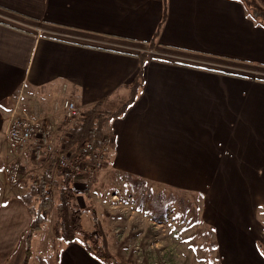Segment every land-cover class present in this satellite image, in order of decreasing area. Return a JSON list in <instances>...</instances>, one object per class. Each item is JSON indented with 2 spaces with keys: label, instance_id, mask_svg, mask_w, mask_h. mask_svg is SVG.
<instances>
[{
  "label": "crops",
  "instance_id": "crops-1",
  "mask_svg": "<svg viewBox=\"0 0 264 264\" xmlns=\"http://www.w3.org/2000/svg\"><path fill=\"white\" fill-rule=\"evenodd\" d=\"M136 84L125 113L104 125L105 172L197 193L208 220L231 173L253 188L259 215L264 0H0V264L25 262L32 216L23 196L51 161L34 145L8 150L9 122L52 121L61 144L72 128L57 104L112 113ZM10 161L30 169L16 184ZM76 241L60 242L62 264L92 258Z\"/></svg>",
  "mask_w": 264,
  "mask_h": 264
},
{
  "label": "rangeland",
  "instance_id": "rangeland-1",
  "mask_svg": "<svg viewBox=\"0 0 264 264\" xmlns=\"http://www.w3.org/2000/svg\"><path fill=\"white\" fill-rule=\"evenodd\" d=\"M3 142L8 150L14 149L7 140ZM80 144L70 150V155L78 151ZM104 169L89 194H86L87 184L84 186L79 181L80 197L67 209L66 215L70 223L72 210H86L82 216L84 230L91 234L95 231L93 235L105 252L119 262L264 264V205L259 215L254 214L251 211L253 188L243 187L240 181L231 178V173L229 186L222 196L212 199L213 212L209 213L208 220L204 197L197 193L108 173ZM25 170L30 169L25 167ZM62 174L69 175L64 171ZM80 177L87 179L84 175ZM59 194L60 190L53 191L50 197L56 205ZM259 195L264 199V189ZM51 213L42 232L32 239L28 264H62L59 244L63 241L59 237L63 231L57 224L58 210L54 208ZM61 221L66 223L63 218ZM76 238L86 246L85 238L80 235ZM90 256L89 260L79 259L68 264H104Z\"/></svg>",
  "mask_w": 264,
  "mask_h": 264
},
{
  "label": "trees",
  "instance_id": "trees-1",
  "mask_svg": "<svg viewBox=\"0 0 264 264\" xmlns=\"http://www.w3.org/2000/svg\"><path fill=\"white\" fill-rule=\"evenodd\" d=\"M138 85H134L131 97L123 106L112 113H107L93 107L85 111L84 117L79 121L76 127L71 129L70 136L64 141L62 152H69L82 142H90L91 149L80 153L78 161L88 162L92 167L96 164L97 152L103 148L104 125L107 120L119 117L125 113L130 104L134 101L137 95ZM101 169H94L91 174L87 176V192L89 194L91 186L96 182ZM76 176L73 174L65 175L62 171L56 168L54 160H51L42 177L31 182L27 194L23 196L30 214L32 222L27 234V241L29 247L32 244V239L35 234L41 233L44 225L47 223L54 208L58 210V225H61L63 234L60 235L61 241L66 243L75 242L77 235L82 236L87 241V252L104 264H123L115 257L105 252L104 247L99 243V240L91 233L84 230L82 226V216L86 210L75 209L72 210V220L67 221V209L72 207L73 202L76 201L78 189L75 186ZM52 184L53 191H59V203L56 205L51 198L44 197V187ZM63 220L66 223H63ZM77 239V238H76ZM91 244V245H90ZM31 247L27 251V257L24 264H28L30 258Z\"/></svg>",
  "mask_w": 264,
  "mask_h": 264
},
{
  "label": "built area",
  "instance_id": "built-area-1",
  "mask_svg": "<svg viewBox=\"0 0 264 264\" xmlns=\"http://www.w3.org/2000/svg\"><path fill=\"white\" fill-rule=\"evenodd\" d=\"M57 108L61 109L65 121L67 124L69 123L71 128L76 127L84 117L85 112L73 100L64 99L57 104ZM5 136L11 145L15 147L34 145L43 149L47 161L54 160L56 168L62 172L87 176L94 169L103 168L107 162V155L112 142L111 137L108 134H104L103 148L97 152L96 164L92 167L88 162L78 161L80 153L91 149V143L88 141L83 142L80 144L78 151L73 153V155H70L69 152H62L64 142L60 144V131L58 126L52 121H43L26 115L15 116L9 122ZM24 170L25 166L21 162H12L7 169L8 181L12 184L18 183ZM52 192V184L48 183L44 187V197L50 198Z\"/></svg>",
  "mask_w": 264,
  "mask_h": 264
}]
</instances>
